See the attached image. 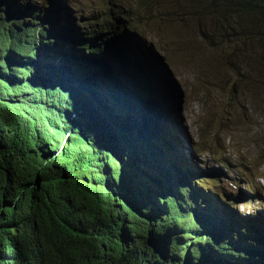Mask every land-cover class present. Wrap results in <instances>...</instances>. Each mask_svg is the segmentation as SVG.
I'll use <instances>...</instances> for the list:
<instances>
[{"label":"trees","instance_id":"obj_1","mask_svg":"<svg viewBox=\"0 0 264 264\" xmlns=\"http://www.w3.org/2000/svg\"><path fill=\"white\" fill-rule=\"evenodd\" d=\"M14 1L0 0V264H151V247L162 264H264V220L238 225L197 196L194 185L218 189L221 179L192 177L175 155L171 103L153 130L151 121L123 128L124 115H138L152 93L170 94L165 67H153L147 57L153 46L136 29L56 38L38 23L51 0H35L26 9ZM152 1L156 12L170 7L168 17L184 9L196 22L214 24L219 37L231 41V68L247 71L238 75L234 92L259 85L253 95L264 97V0ZM120 15L118 24L130 16ZM40 56L42 66L36 64ZM103 56L120 84L96 63ZM97 125L108 133L100 135L107 147L102 151L82 131H98ZM157 148L171 179L158 185L135 176L144 196L130 199L123 185L117 194L112 184L124 178L120 157L144 162L159 157ZM223 195L215 194L228 205ZM138 216L147 219L150 247L143 245L147 232Z\"/></svg>","mask_w":264,"mask_h":264},{"label":"rangeland","instance_id":"obj_2","mask_svg":"<svg viewBox=\"0 0 264 264\" xmlns=\"http://www.w3.org/2000/svg\"><path fill=\"white\" fill-rule=\"evenodd\" d=\"M16 1L21 4L22 9H26L29 4L36 5L35 0H15L14 5ZM51 2L45 4L42 12L38 13V17L42 19L38 23H43L48 31L54 32L56 38L78 37L80 33L84 36H96L99 32H108L112 28L122 32H132L131 30L136 29V32L153 46L154 51L148 49L149 55L161 67H165L170 76V94L166 97V107L168 109L169 101L173 105L169 127L177 139L175 155L182 160L180 162H183L192 177L211 176L221 179L218 181V189L207 190L194 185L197 196L200 200H209L216 214H222L238 225H245L248 219H254V223L259 218L264 220V97L261 94L253 95V89L259 91V85H254L256 88L250 91L241 89L234 92L238 75L247 71L241 72L231 68V41L227 39L229 37L223 40L214 24L196 22L184 9L178 10V16L174 17L167 16L171 8L166 5L156 12L152 0ZM59 10L67 15V20L56 19L55 12ZM123 11H128L130 16L124 17L123 23L118 24L117 17ZM138 23H141L145 30L140 29ZM223 29L231 34L229 26ZM36 64L42 66L41 56L36 58ZM102 73L103 69L90 70L84 77L90 81ZM108 75L121 83L114 73V68ZM40 79L46 81L49 78H42L40 75ZM158 98L164 100L163 96L153 100ZM142 106L138 115H124L121 120L123 128H126L125 125L131 122L132 118L134 120L138 116L137 119L142 121L143 113H150ZM155 115L152 114L160 121L166 117L162 114ZM59 127L64 130L63 123H60ZM94 129L98 131H82H85L93 144L102 151L107 147L100 135L105 138L108 133L99 125L94 126ZM179 137L181 141L183 138L185 145L181 142L180 146ZM82 149L90 152L87 145H83ZM187 155L190 157L188 161L185 160ZM98 158L94 157L95 161ZM131 159L128 155L122 157L127 176L124 178L126 188L115 178L112 184L117 194L120 188H124L129 198L144 192L134 184L136 175L128 164ZM138 161L140 162L139 157ZM97 163L103 164L101 161L93 164ZM199 170L202 173H197ZM219 192L222 195L224 192L227 194L228 205L215 196L217 193L219 196ZM229 202H235V205H230Z\"/></svg>","mask_w":264,"mask_h":264},{"label":"water","instance_id":"obj_3","mask_svg":"<svg viewBox=\"0 0 264 264\" xmlns=\"http://www.w3.org/2000/svg\"><path fill=\"white\" fill-rule=\"evenodd\" d=\"M98 64L102 66V68L105 71H108L110 69L111 62L109 59H99L97 61ZM164 97V100H159L160 98L156 100H152L151 108L154 113L156 114H163L167 112L166 107V97ZM158 156H153L151 159L146 160L143 162V167L140 168V177H144L152 182H159L160 181H169L171 179V172L170 168L167 165L166 160L164 159V156L159 151ZM137 168H139V165L137 164ZM211 235L219 240L221 238V235L217 232V230H212Z\"/></svg>","mask_w":264,"mask_h":264},{"label":"clouds","instance_id":"obj_4","mask_svg":"<svg viewBox=\"0 0 264 264\" xmlns=\"http://www.w3.org/2000/svg\"><path fill=\"white\" fill-rule=\"evenodd\" d=\"M51 2V1H50ZM52 3V2H51ZM152 51V50H151ZM146 53H147V57H148V59H149V61H150V63L153 65V67L154 66H160V64L156 61V60H154L150 55H149V53H148V49H146ZM104 58H107V59H109L108 57H106V56H103V57H99V58H96V63H97V61H98V59H104ZM110 60V59H109ZM110 62H111V65H110V69H111V66L113 67V64H112V61L110 60ZM161 67V66H160ZM121 70H122V72L121 73H123V72H125L126 71V67L124 66V65H121ZM109 69V70H110ZM116 86L118 87V88H122V87H120L119 86V84H116ZM155 97H160L158 94H156V93H152V95H151V98L149 99V100H143L140 104H139V108H140V106H142V103H144V106L150 111V113L151 114H153V115H155L154 114V112H153V110H152V108H151V103H152V100H153V98H155ZM165 97H167V96H165ZM168 98V97H167ZM170 105V101H169V103H168V106ZM144 106H142V108L143 109H145V107ZM167 109V108H166ZM164 114V113H163ZM163 114H162V116H163ZM156 116V115H155ZM135 119H137V118H135ZM139 120V119H138ZM157 151L159 152L160 150L157 148ZM161 152V151H160ZM162 153V152H161ZM162 155H163V153H162ZM164 156V155H163ZM165 159V158H164ZM120 160H122V157H120ZM167 160V159H166ZM123 162V161H122ZM145 162V161H144ZM167 162V161H166ZM131 165H130V167L132 168V170H133V168L135 169V171H133L134 173H135V175L136 176H138L139 177V171H140V168H142L143 167V161H138V157H132V159H131V163H130ZM137 164L139 165V168H137ZM168 164H169V162H168ZM125 170H124V165H123V167H122V174H123V176H124V178L126 177L127 178V176H125ZM170 172H171V170H170ZM121 174V175H122ZM123 177H121V179H120V181H118L120 184H121V186H122V184L124 183V178L122 179ZM141 178V177H140ZM150 181V180H149ZM126 183H127V180L125 181ZM152 182V181H151ZM129 183V182H128ZM127 183V184H128ZM155 184H158V185H163L164 184V181L162 182V183H160V181L159 182H154ZM125 184V183H124ZM126 184H125V188H126ZM134 187V186H133ZM132 187V188H133ZM125 194H126V196H127V193H126V191H125ZM138 195H142V196H144V194L143 193H137L136 195H134V196H132V198H130V199H133V198H135L136 196H138ZM128 197V196H127ZM155 205V208H157L156 206L158 205L157 203H155L154 204ZM128 215V214H127ZM136 220L139 222V223H143L144 224V226H145V228H146V232H147V234H146V238L148 239V240H146V242H143V245L144 246H147V247H150L151 246V244H150V235L148 234V227H147V219H146V217H144V216H141V217H137L136 218ZM134 231V233H137L138 234V232L137 231H135V230H133ZM151 249L152 250H150V252H149V261L151 262V264H162V260H161V257L153 250V248L151 247Z\"/></svg>","mask_w":264,"mask_h":264},{"label":"bare ground","instance_id":"obj_5","mask_svg":"<svg viewBox=\"0 0 264 264\" xmlns=\"http://www.w3.org/2000/svg\"><path fill=\"white\" fill-rule=\"evenodd\" d=\"M55 16H56V19L57 20H61V19H65V20H67L68 19V17H67V15H65V13L63 12V11H61V10H59V11H57V12H55ZM28 68V67H27ZM34 69V68H33ZM32 70V69H31ZM33 72V71H32ZM148 121H151V126H152V130H153V124L156 122V121H158V118H155L154 116H152V114H150L149 112H145V113H143V116H142V121L140 122V120H134V122L132 123V121L131 122H129L128 123V125L129 126H133L134 124H136V125H139V124H146ZM179 139H180V137H179ZM181 142L183 143V145H185V143H184V140H183V138H182V141H181V139H180V146H181ZM125 156V155H124ZM189 156L187 155V157H185V160L186 161H188L189 160ZM153 198V197H152ZM237 221V220H236ZM255 225V224H254ZM143 238V237H142ZM147 240V239H146ZM154 247V246H153Z\"/></svg>","mask_w":264,"mask_h":264}]
</instances>
